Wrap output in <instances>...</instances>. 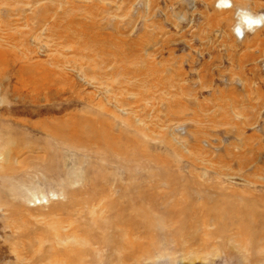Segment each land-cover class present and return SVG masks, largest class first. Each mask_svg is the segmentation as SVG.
I'll use <instances>...</instances> for the list:
<instances>
[{"label":"rangeland","instance_id":"obj_1","mask_svg":"<svg viewBox=\"0 0 264 264\" xmlns=\"http://www.w3.org/2000/svg\"><path fill=\"white\" fill-rule=\"evenodd\" d=\"M218 3L0 0V264H264V0Z\"/></svg>","mask_w":264,"mask_h":264},{"label":"clouds","instance_id":"obj_2","mask_svg":"<svg viewBox=\"0 0 264 264\" xmlns=\"http://www.w3.org/2000/svg\"><path fill=\"white\" fill-rule=\"evenodd\" d=\"M224 3V0H220V4ZM238 24L236 25L234 32L238 39H242L245 31H254L257 28L264 26V14L254 15L248 11L241 10L237 13Z\"/></svg>","mask_w":264,"mask_h":264},{"label":"bare ground","instance_id":"obj_3","mask_svg":"<svg viewBox=\"0 0 264 264\" xmlns=\"http://www.w3.org/2000/svg\"><path fill=\"white\" fill-rule=\"evenodd\" d=\"M82 249V248H81ZM70 251H72V250H70ZM70 253V252H69ZM72 254H73V252H72ZM71 254V255H72ZM77 254V253H76ZM69 256H70V254H69ZM73 257V256H72ZM75 257V256H74ZM80 258V257H79ZM65 259H66V257H65ZM75 260H76V258H74ZM78 259V258H77ZM72 260H73V258H72ZM80 260V259H79ZM70 261H69V259H67V262L65 263V262H63V263H65V264H68ZM72 263V262H71Z\"/></svg>","mask_w":264,"mask_h":264}]
</instances>
